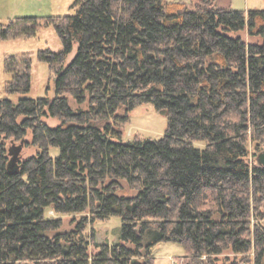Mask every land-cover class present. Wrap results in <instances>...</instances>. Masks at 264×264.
Returning <instances> with one entry per match:
<instances>
[{"label":"trees","instance_id":"1","mask_svg":"<svg viewBox=\"0 0 264 264\" xmlns=\"http://www.w3.org/2000/svg\"><path fill=\"white\" fill-rule=\"evenodd\" d=\"M215 2L75 0L73 14L0 19V40L54 27L63 44L38 51L54 73L43 96L29 95L32 52L5 56L18 98H0V264H155L161 241L184 245L183 264H264V8ZM149 102L165 133L125 140ZM23 145L38 150L14 162ZM49 210L83 215L61 231ZM112 214L119 241L91 253L87 226Z\"/></svg>","mask_w":264,"mask_h":264},{"label":"rangeland","instance_id":"2","mask_svg":"<svg viewBox=\"0 0 264 264\" xmlns=\"http://www.w3.org/2000/svg\"><path fill=\"white\" fill-rule=\"evenodd\" d=\"M75 0H0V19L7 21L17 16H36V15H65L75 13L71 7ZM194 1V0H192ZM221 6H230L236 9L248 10L251 8H264V0H216ZM240 34L248 41L253 40L246 30ZM50 47L53 50L63 48L62 40L54 27L41 32L36 37H21L0 40V98L17 96L8 94L5 90L7 81L11 79V74L5 70V56L9 54H21L32 52V84L30 96H43L53 91L54 73L49 69L46 61L38 58V51ZM50 88V89H48ZM75 109L87 108L86 104H78L71 99ZM130 120L122 126L123 138L125 140L134 138L137 134L143 137H160L165 133L168 126V117L165 111L158 110L153 103H144L130 111ZM50 125L55 126L60 121L56 118H47ZM31 137V135L29 136ZM19 145V143H17ZM38 148L35 146L23 145L17 156L27 157L35 154ZM55 152V151H53ZM127 185V184H125ZM82 213L58 214L53 210L47 212V216L63 217V226L60 229L68 230L76 227L81 219ZM122 217L119 214H112L106 219H96L89 223L86 233L92 235L90 252L99 251L98 242L115 243L120 239V229ZM155 264H183L189 257L184 245L177 241H161L151 247ZM235 254L228 250L219 255L221 262L225 257L233 259Z\"/></svg>","mask_w":264,"mask_h":264},{"label":"water","instance_id":"3","mask_svg":"<svg viewBox=\"0 0 264 264\" xmlns=\"http://www.w3.org/2000/svg\"><path fill=\"white\" fill-rule=\"evenodd\" d=\"M20 148H21V147H19V149L16 150V153H18V152L20 151ZM16 158H17V155H15L14 162H15ZM257 162H258L259 165H263V166H264V150L261 151V152L257 155Z\"/></svg>","mask_w":264,"mask_h":264}]
</instances>
